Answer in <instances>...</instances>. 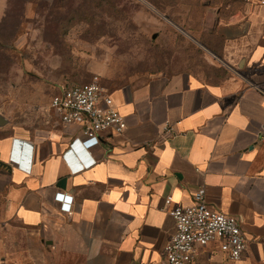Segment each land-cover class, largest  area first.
<instances>
[{"label": "crops", "instance_id": "1", "mask_svg": "<svg viewBox=\"0 0 264 264\" xmlns=\"http://www.w3.org/2000/svg\"><path fill=\"white\" fill-rule=\"evenodd\" d=\"M208 1L206 29L241 56L231 77L178 72L110 90L127 123L121 134L89 138L55 111L58 123L37 142L0 134L7 211L36 264L47 255L55 264L157 261L175 231L169 208L192 205L198 187L240 217L247 249L232 262L210 243L194 264H264V6ZM58 192L73 196L70 212Z\"/></svg>", "mask_w": 264, "mask_h": 264}, {"label": "rangeland", "instance_id": "2", "mask_svg": "<svg viewBox=\"0 0 264 264\" xmlns=\"http://www.w3.org/2000/svg\"><path fill=\"white\" fill-rule=\"evenodd\" d=\"M13 1L22 13L15 33L5 18L9 0L0 3V115L7 119L0 134L15 130L37 142L58 123L51 98L61 85L95 74L112 90L178 72L221 81L239 67L237 49L206 29L213 1ZM6 186L0 173V264H36L25 229L7 211Z\"/></svg>", "mask_w": 264, "mask_h": 264}, {"label": "built area", "instance_id": "3", "mask_svg": "<svg viewBox=\"0 0 264 264\" xmlns=\"http://www.w3.org/2000/svg\"><path fill=\"white\" fill-rule=\"evenodd\" d=\"M244 1L264 6V0ZM51 107L64 125L80 126L89 138H96L107 130L121 134L127 128L110 89L97 74L88 82L62 84L51 98ZM262 136L264 138V131ZM205 196V187H198L193 193L192 205L175 203L169 208L175 231L165 245L163 258L151 263L133 261L130 264H194L199 250L210 243H218L229 261L241 260L247 249V238L240 217L217 209ZM55 199L61 202L62 211H71L72 195L58 192ZM172 203V197L167 195L165 204Z\"/></svg>", "mask_w": 264, "mask_h": 264}, {"label": "trees", "instance_id": "4", "mask_svg": "<svg viewBox=\"0 0 264 264\" xmlns=\"http://www.w3.org/2000/svg\"><path fill=\"white\" fill-rule=\"evenodd\" d=\"M25 3V2H24ZM15 5H16V3H15ZM14 1L13 0H9V8H11V9H9V11L8 12H6V14H5V18H6V16L8 17V19H11V20H14V22L12 23V29L14 30V33L17 31V29L19 28V18L21 17L22 18V13H17L16 12V10H15V8H14ZM12 6H13V8H12ZM4 18V19H5ZM0 30H1V28H0ZM13 33V32H12ZM1 36H5V34L4 33H2L1 31H0V42H2V41H4L2 38H1Z\"/></svg>", "mask_w": 264, "mask_h": 264}, {"label": "water", "instance_id": "5", "mask_svg": "<svg viewBox=\"0 0 264 264\" xmlns=\"http://www.w3.org/2000/svg\"><path fill=\"white\" fill-rule=\"evenodd\" d=\"M6 122H7V119L4 116L0 115V126L6 124ZM0 164H3L4 165V163L1 160H0Z\"/></svg>", "mask_w": 264, "mask_h": 264}]
</instances>
